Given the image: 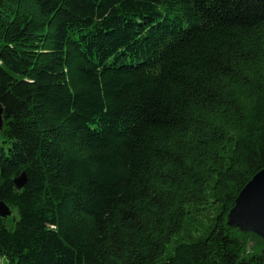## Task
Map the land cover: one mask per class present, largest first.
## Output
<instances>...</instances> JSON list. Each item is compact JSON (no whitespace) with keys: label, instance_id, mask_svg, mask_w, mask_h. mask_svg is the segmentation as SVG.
Instances as JSON below:
<instances>
[{"label":"trees","instance_id":"1","mask_svg":"<svg viewBox=\"0 0 264 264\" xmlns=\"http://www.w3.org/2000/svg\"><path fill=\"white\" fill-rule=\"evenodd\" d=\"M0 103L8 264H264V0H0Z\"/></svg>","mask_w":264,"mask_h":264},{"label":"water","instance_id":"2","mask_svg":"<svg viewBox=\"0 0 264 264\" xmlns=\"http://www.w3.org/2000/svg\"><path fill=\"white\" fill-rule=\"evenodd\" d=\"M3 124V105L0 103V131ZM27 180V174L23 171L13 182L20 190ZM11 213L9 205L0 200V217L6 218ZM229 223L238 226L243 232H253L264 239V168L253 176L237 196L229 212Z\"/></svg>","mask_w":264,"mask_h":264},{"label":"rangeland","instance_id":"3","mask_svg":"<svg viewBox=\"0 0 264 264\" xmlns=\"http://www.w3.org/2000/svg\"><path fill=\"white\" fill-rule=\"evenodd\" d=\"M14 215H16V212L11 213L10 216L13 217ZM250 244H252V243H250ZM0 264H8V260L6 258L0 257Z\"/></svg>","mask_w":264,"mask_h":264}]
</instances>
